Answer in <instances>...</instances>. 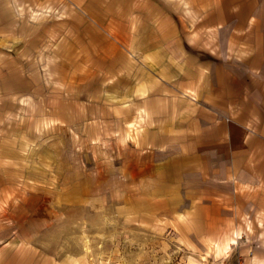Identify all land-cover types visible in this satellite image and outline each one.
<instances>
[{
    "label": "crops",
    "instance_id": "crops-1",
    "mask_svg": "<svg viewBox=\"0 0 264 264\" xmlns=\"http://www.w3.org/2000/svg\"><path fill=\"white\" fill-rule=\"evenodd\" d=\"M92 217L264 264V0H0V264H90Z\"/></svg>",
    "mask_w": 264,
    "mask_h": 264
},
{
    "label": "rangeland",
    "instance_id": "rangeland-1",
    "mask_svg": "<svg viewBox=\"0 0 264 264\" xmlns=\"http://www.w3.org/2000/svg\"><path fill=\"white\" fill-rule=\"evenodd\" d=\"M73 214L74 216L76 215V213ZM98 220L95 217L89 218V228H102V224L105 223V226H103L105 228L104 232L90 231L85 233L79 232L67 234V232H64V227L67 224L62 223L61 227L58 226V228L61 229H58V231L56 232L57 240H62L63 238L68 236L67 240H73V247H76V244L82 242L83 240V242L85 243H83L84 251L88 255L90 264H125L123 263V259H125L129 255H133L132 253L134 252L137 253V251L134 248H130L127 240L121 238L120 242V239L116 238L118 237V234H114L113 232H111L112 227L110 219L107 220L105 218L102 219V221ZM124 235L125 234H122V236ZM135 256L137 259V254ZM139 256H142V254H138V257Z\"/></svg>",
    "mask_w": 264,
    "mask_h": 264
}]
</instances>
